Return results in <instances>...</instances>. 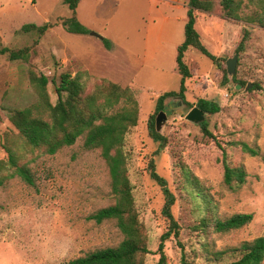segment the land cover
<instances>
[{
  "label": "rangeland",
  "instance_id": "1",
  "mask_svg": "<svg viewBox=\"0 0 264 264\" xmlns=\"http://www.w3.org/2000/svg\"><path fill=\"white\" fill-rule=\"evenodd\" d=\"M158 2L157 8L149 0H82L77 17L89 32L74 34L62 24L73 14L62 0H0V45L30 49L28 59L11 60L0 54V159L7 157L3 143L25 152L9 116L39 99L31 71L56 79L47 87L53 104L58 100L56 84L64 72L75 75L87 70L132 86L140 114L125 146L134 199L149 247L155 252L148 255L147 264L158 261L160 236L168 229L162 214V189L150 176L152 159L177 197L173 212L181 229L179 237L165 241L167 264H183V257L193 264H205L206 246L218 250L264 235V28L244 21L232 25L219 16L200 14L197 30L206 47L220 57L219 66L196 48L186 52L193 77L187 79L183 105L178 98L166 100V119L160 132L167 142L161 147L149 134V119L160 95L180 91L177 43L185 39L189 0ZM45 23L52 26L41 37L22 30L25 24ZM244 29L250 35L237 51ZM92 33L110 39L113 47L107 48L103 39ZM221 35L227 39L222 48ZM236 54L237 71L230 75L226 61ZM225 74L228 82L223 84ZM256 84L260 87L255 88ZM200 98L221 106V111L205 117L215 137L205 135L201 123L186 118ZM217 140L226 147L231 166L245 167L247 178L241 186L230 187L224 182ZM232 141L257 146L261 155L251 156L231 145ZM26 159L35 184L15 177L0 187V264H66L123 240L115 221L99 224L89 218L115 203L100 150L86 149L84 137H80L55 154L34 151ZM187 176L195 177L197 186H189ZM201 195L211 201L218 217L244 212L253 213L254 218L241 229L209 231L204 236L198 225L204 210ZM232 259L227 256L225 261Z\"/></svg>",
  "mask_w": 264,
  "mask_h": 264
},
{
  "label": "trees",
  "instance_id": "2",
  "mask_svg": "<svg viewBox=\"0 0 264 264\" xmlns=\"http://www.w3.org/2000/svg\"><path fill=\"white\" fill-rule=\"evenodd\" d=\"M62 2L73 12L72 16L62 22L65 29L74 34L88 33L89 29L77 17V8L81 0ZM198 12L214 14L233 22L257 24L264 28V0H189L185 39L178 46L176 56L177 69L181 75L180 91L160 95L156 111L149 119V134L161 147L165 146L167 137L157 130L156 117L166 108L167 98L182 96L185 100L187 79L193 77L192 69L185 61L186 52L196 48L219 66L220 57L206 47L196 28ZM51 26L52 23L39 26L25 24L22 30L26 33H37L41 37ZM249 35L250 31L244 29L237 51L244 47ZM103 42L107 48L113 47L110 39L103 38ZM0 54L7 55L11 60L28 59L30 49L26 47L15 50L0 45ZM224 78L223 84H226L228 82L226 74ZM30 80L39 95L38 101L13 110L9 116L21 136L25 152H19L3 143L7 157L0 159V187L15 177H20L28 184H35V177L26 159L28 153L38 151L55 154L63 147L75 144L80 137H84L86 149L100 150L109 170L111 188L115 196V203L99 209L89 218L99 224L108 220L115 221L124 238L116 246L97 248L71 259L66 264H147L148 255L155 252L149 247L146 228L140 219V212L134 199L133 185L128 173L129 155L125 146L128 133L137 126L139 120L140 106L135 89L107 77L93 75L87 70L78 71L75 75L64 72L56 84L58 100L53 104L47 88L51 79L45 74L38 75L31 71ZM55 80L51 81L56 82ZM238 82L242 86L246 85L243 80ZM259 87V84L255 85V88ZM196 105L206 113L214 114L221 111V106L217 102L205 98H200ZM201 126L205 135L215 137L207 121L202 122ZM217 144L223 155L224 182L230 187L241 186L247 178L245 167L231 166L227 160L226 147L218 140ZM230 144L240 146L242 151L251 156L261 155L259 147L245 141H232ZM149 167L151 178L162 189L165 200L162 214L168 220V229L160 236L156 251L159 259L156 264H167L165 241L172 236L179 237L181 229L173 212L177 197L169 187L167 179L158 173L153 159ZM187 179L189 186H197L198 180L195 177L187 176ZM201 196L204 210L200 212L198 225L204 231V236L209 231L229 233L241 229L254 218L253 213L244 212L226 218L218 217L210 204L211 201ZM205 251L207 252L205 264H264V235L218 250L206 246ZM227 256L234 259L227 262L225 261ZM182 260L183 264H193L186 257Z\"/></svg>",
  "mask_w": 264,
  "mask_h": 264
},
{
  "label": "water",
  "instance_id": "3",
  "mask_svg": "<svg viewBox=\"0 0 264 264\" xmlns=\"http://www.w3.org/2000/svg\"><path fill=\"white\" fill-rule=\"evenodd\" d=\"M92 35L98 36L101 39L104 37L101 36L98 33H92ZM237 62H238V55H234L232 58L227 59L226 64H227V71L230 75H234L237 71ZM241 87V85H239ZM251 87V84L247 86V89ZM169 98H178L180 99L179 104L183 105L184 104V98L181 96H176V97H169ZM168 98V99H169ZM206 117V112L201 110L198 106L193 107L192 110L188 113L186 118L190 121L196 122V123H202L205 121ZM166 119V113L164 110L160 111L156 117V128L158 131L161 129L162 122Z\"/></svg>",
  "mask_w": 264,
  "mask_h": 264
},
{
  "label": "crops",
  "instance_id": "4",
  "mask_svg": "<svg viewBox=\"0 0 264 264\" xmlns=\"http://www.w3.org/2000/svg\"><path fill=\"white\" fill-rule=\"evenodd\" d=\"M82 1V0H81ZM152 4H153V6H155L156 5V7L158 8V6H159V2H158V0H149ZM160 1V0H159ZM80 4V3H79ZM79 7V6H78ZM78 9V8H77ZM187 10H188V8H187ZM200 14H203L204 16H207V18H213V15L214 14H210V13H204V12H198V16H197V21H196V28H197V23H198V19L200 18ZM215 16V15H214ZM79 19V18H78ZM210 20V19H209ZM226 20V19H225ZM186 21H187V18H186V20H185V24H186ZM227 22H229V23H231L232 25L234 24V22L233 21H229V20H226ZM201 37H202V35H201ZM184 41V40H183ZM182 41V42H183ZM220 41V43H221V48H222V44H223V46H224V43H227V39H226V37L224 36V35H221V40H219ZM181 42V43H182ZM181 43H177V46H179ZM178 48V47H177ZM110 79V78H109ZM114 81V80H113ZM116 82V81H115ZM117 83H119V82H117ZM121 84V83H120ZM121 85H123V86H127V85H124V84H121Z\"/></svg>",
  "mask_w": 264,
  "mask_h": 264
}]
</instances>
